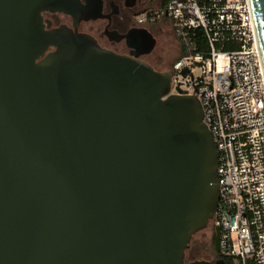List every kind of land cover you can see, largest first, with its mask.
<instances>
[{
	"label": "water",
	"instance_id": "95a60500",
	"mask_svg": "<svg viewBox=\"0 0 264 264\" xmlns=\"http://www.w3.org/2000/svg\"><path fill=\"white\" fill-rule=\"evenodd\" d=\"M46 10L82 6L0 0V264H224L185 260L220 196L200 99L171 92L172 69L47 29Z\"/></svg>",
	"mask_w": 264,
	"mask_h": 264
},
{
	"label": "built area",
	"instance_id": "2783aa9c",
	"mask_svg": "<svg viewBox=\"0 0 264 264\" xmlns=\"http://www.w3.org/2000/svg\"><path fill=\"white\" fill-rule=\"evenodd\" d=\"M160 15L189 43L171 68V92L200 99L217 147L220 252L227 264H264V65L252 0H168Z\"/></svg>",
	"mask_w": 264,
	"mask_h": 264
},
{
	"label": "flooded vegetation",
	"instance_id": "af4514ba",
	"mask_svg": "<svg viewBox=\"0 0 264 264\" xmlns=\"http://www.w3.org/2000/svg\"><path fill=\"white\" fill-rule=\"evenodd\" d=\"M167 1L80 0L82 10L76 17L61 11L46 10L42 14L47 29L69 27L94 37L107 50L145 61L156 69L154 56L161 46L158 23L162 18L170 20L168 15H160ZM144 14L148 19L140 21Z\"/></svg>",
	"mask_w": 264,
	"mask_h": 264
},
{
	"label": "rangeland",
	"instance_id": "374dc122",
	"mask_svg": "<svg viewBox=\"0 0 264 264\" xmlns=\"http://www.w3.org/2000/svg\"><path fill=\"white\" fill-rule=\"evenodd\" d=\"M170 22V20L162 18L158 23L161 46L156 49L154 65L156 69L160 71L170 70L180 53L179 43L174 35L173 25H170ZM214 229L215 226L213 222L210 221L208 227L193 236L190 243L191 246L186 251V263L201 259L215 262L217 258L212 236Z\"/></svg>",
	"mask_w": 264,
	"mask_h": 264
},
{
	"label": "trees",
	"instance_id": "16d2710c",
	"mask_svg": "<svg viewBox=\"0 0 264 264\" xmlns=\"http://www.w3.org/2000/svg\"><path fill=\"white\" fill-rule=\"evenodd\" d=\"M196 41L199 42V44H200V48H199V50H200V51H205V52H206V51H207V45H206V42H205L204 40H200V39H198V38L196 39ZM178 43H179V47H180V53H179L178 58H180V57H182V56H184V55H186V54L189 53V43L184 42V41H181V40H178ZM233 47H235V46H234V44H232V43H228V44L226 45V48H233ZM178 58H177V59H178ZM211 221L213 222V225H214V220H211ZM215 235H216V233H215V229H214V232H213V241H214V244H215ZM216 258H217V259H218V258L223 259L225 264L231 262V260H230L229 258L225 257L224 255H222L221 252H217V251H216Z\"/></svg>",
	"mask_w": 264,
	"mask_h": 264
}]
</instances>
